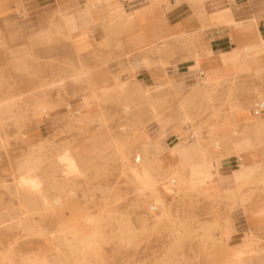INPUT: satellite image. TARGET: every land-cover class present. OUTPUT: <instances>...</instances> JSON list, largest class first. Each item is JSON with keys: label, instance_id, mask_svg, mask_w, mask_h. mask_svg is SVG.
<instances>
[{"label": "rangeland", "instance_id": "1", "mask_svg": "<svg viewBox=\"0 0 264 264\" xmlns=\"http://www.w3.org/2000/svg\"><path fill=\"white\" fill-rule=\"evenodd\" d=\"M128 21L131 36H143L145 26ZM125 44H77L53 5L0 0V264H264V223L242 226L251 206L264 204V174L253 182L244 167L236 193L225 186L211 196L218 183L172 166L158 133L168 117L188 114L192 136L181 143L197 142L200 165L214 161L230 103L220 109L217 87L198 94L200 103L193 94L175 104L188 93H172L171 64L157 49L166 42ZM140 68L151 70L147 86ZM107 77L115 85L100 88ZM123 81L148 89V101L133 86L122 93ZM205 127L207 145L198 136ZM30 156L41 170L22 175Z\"/></svg>", "mask_w": 264, "mask_h": 264}, {"label": "crops", "instance_id": "2", "mask_svg": "<svg viewBox=\"0 0 264 264\" xmlns=\"http://www.w3.org/2000/svg\"><path fill=\"white\" fill-rule=\"evenodd\" d=\"M18 1L30 9L41 4L59 9L62 24L71 31V40L77 44L90 41L93 45L110 46L112 42L116 44L122 41L125 44L130 40H139L147 46L151 41L158 44L165 41L166 46L157 45V49L161 47V50H166L167 61L171 64L172 93H188L185 97L178 96L175 104H183L185 100L191 102L193 94H196V103H200L198 94L211 93L218 87L216 94L220 109L228 108V103L231 105L230 113L220 114L221 122L230 123L220 124V149L217 152L220 179L212 181L218 183L219 190L206 193L224 196L225 186L241 185L242 180H236L235 173L244 167L254 170L251 178L253 182L264 174V144L260 145L257 141V148H254L253 140L251 143L244 138L245 134L264 138V109L259 110V104L264 105V0ZM129 19L135 25L145 26L143 36H131ZM114 71L119 69L114 68ZM138 72L146 74L141 80L147 86L151 80V70L140 68ZM105 81L110 88L116 83L115 78H103L100 88ZM131 86L136 87L132 91L134 95L148 101L150 91L139 87L136 81H123L119 88L127 91ZM202 103L210 104L208 98ZM152 113L157 115V112ZM188 118V114L184 116V113H180L177 118L168 117L170 123L158 131L169 144L168 154L172 166H179L182 156L178 151L171 153V147L181 143L184 137L192 136L191 126L182 124ZM213 120L215 116L211 113L203 118L209 123ZM207 132L205 127L198 135L203 138L205 145L208 144ZM174 137L176 141H172ZM242 139L244 142L238 145ZM189 143H194V147L191 146V162L198 164L196 161L200 159L201 149L197 142ZM209 160L204 164L203 174L206 178L216 170L212 155ZM251 208L244 216V229L259 227L264 223V214L259 213L264 204H256Z\"/></svg>", "mask_w": 264, "mask_h": 264}, {"label": "bare ground", "instance_id": "3", "mask_svg": "<svg viewBox=\"0 0 264 264\" xmlns=\"http://www.w3.org/2000/svg\"><path fill=\"white\" fill-rule=\"evenodd\" d=\"M121 92L124 93V92H126V90L122 89ZM175 137H177V136H175ZM175 137H174V139H172V141L173 140L176 141L175 139H177V138H175ZM242 142H244L243 139L238 142V145L242 144ZM172 148H173L172 153H174V151H178L181 154L182 161H181L180 165H181L182 168H184L186 171H191V172H194V173L198 172L200 177L205 179L203 171L205 170L204 169V164L206 163V161H204V164H202V165H200V163L196 164L194 162H191V160H192V153H191L192 148H191V145H184L182 143L181 144L179 143V144L174 145V147H172ZM214 164L216 166V170L214 172H212L211 174L208 173L209 174L208 179H210L212 181H214L213 179H216V178L218 179V177H220V161H219V158H214ZM41 167H42V159L39 158V157H36V156H30L22 163V165H21V167L19 169V173L22 174V175L35 174V173H38L41 170ZM251 173H254L253 169H251ZM132 174L135 177V179L138 180V182H143L145 180V178H146V173L143 170L141 171V170H139L137 168H133L132 169ZM236 189H237V187H232L231 188V190L234 193H236ZM33 264H40V263L36 262V263H33Z\"/></svg>", "mask_w": 264, "mask_h": 264}]
</instances>
